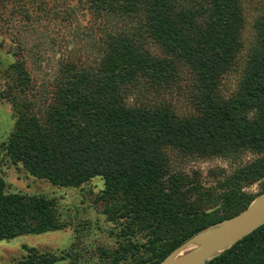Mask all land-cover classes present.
<instances>
[{"label":"trees","instance_id":"trees-1","mask_svg":"<svg viewBox=\"0 0 264 264\" xmlns=\"http://www.w3.org/2000/svg\"><path fill=\"white\" fill-rule=\"evenodd\" d=\"M62 4L77 48L41 94L23 57L9 65L0 98L14 125L0 149L53 186L100 178L119 240L109 264H160L264 192V0ZM211 157L230 170L187 168ZM64 227L53 199L8 194L0 178V241ZM67 257L25 248L17 264ZM206 264H264V224Z\"/></svg>","mask_w":264,"mask_h":264},{"label":"rangeland","instance_id":"rangeland-1","mask_svg":"<svg viewBox=\"0 0 264 264\" xmlns=\"http://www.w3.org/2000/svg\"><path fill=\"white\" fill-rule=\"evenodd\" d=\"M62 1L0 0V94L9 82L4 75L9 65L14 59L22 57L35 91L41 94L50 89L59 59L70 51L66 47L74 45L77 48V39L70 36L66 24L60 21L63 12H58V9H64L62 3L66 0ZM249 36L248 26L246 37ZM78 50L83 55L86 52V49ZM233 85V82L227 83L225 90L232 89ZM13 125L12 106L0 98V145L6 140ZM252 158L249 154L244 157L245 160ZM190 167L200 169L204 176L217 169L230 170L228 162L220 157L193 161L187 166ZM0 178L8 194L42 195L53 199L60 221L65 224L61 230L0 241V264H17L25 254V248L42 253L68 254L65 260L55 264L112 262L119 240L115 223L108 221L103 213L105 205L99 198L103 190L100 178L96 177L80 188L53 186L32 177L21 165L9 162L1 149ZM248 191L255 194L258 187L253 185Z\"/></svg>","mask_w":264,"mask_h":264},{"label":"water","instance_id":"water-1","mask_svg":"<svg viewBox=\"0 0 264 264\" xmlns=\"http://www.w3.org/2000/svg\"><path fill=\"white\" fill-rule=\"evenodd\" d=\"M264 224V192L240 214L219 222L193 236L160 264H206ZM193 250L179 255L189 245Z\"/></svg>","mask_w":264,"mask_h":264},{"label":"bare ground","instance_id":"bare-ground-1","mask_svg":"<svg viewBox=\"0 0 264 264\" xmlns=\"http://www.w3.org/2000/svg\"><path fill=\"white\" fill-rule=\"evenodd\" d=\"M196 247H197V243H193V244L189 245L187 248H185L179 255L185 254V253L193 250Z\"/></svg>","mask_w":264,"mask_h":264}]
</instances>
